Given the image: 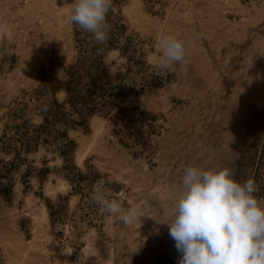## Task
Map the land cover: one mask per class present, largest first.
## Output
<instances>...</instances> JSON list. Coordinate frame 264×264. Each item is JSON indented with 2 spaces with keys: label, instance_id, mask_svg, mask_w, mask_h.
<instances>
[{
  "label": "rangeland",
  "instance_id": "374dc122",
  "mask_svg": "<svg viewBox=\"0 0 264 264\" xmlns=\"http://www.w3.org/2000/svg\"><path fill=\"white\" fill-rule=\"evenodd\" d=\"M73 2L0 0V264H179L163 221L186 167L264 202V0H112L103 43ZM163 34L186 67L158 68ZM101 181L144 217L104 212Z\"/></svg>",
  "mask_w": 264,
  "mask_h": 264
},
{
  "label": "clouds",
  "instance_id": "9594fccd",
  "mask_svg": "<svg viewBox=\"0 0 264 264\" xmlns=\"http://www.w3.org/2000/svg\"><path fill=\"white\" fill-rule=\"evenodd\" d=\"M111 6L112 0H74L69 19L103 43L108 38L106 15ZM5 30L0 26V31ZM177 65H187L185 42L163 34L158 41L157 66L174 71ZM183 171L170 219L163 221L180 253L179 264H264V202L254 195L255 182H238L228 167L189 166ZM92 198L125 225L144 217L142 204L124 209L118 200L109 199L102 181Z\"/></svg>",
  "mask_w": 264,
  "mask_h": 264
},
{
  "label": "trees",
  "instance_id": "16d2710c",
  "mask_svg": "<svg viewBox=\"0 0 264 264\" xmlns=\"http://www.w3.org/2000/svg\"><path fill=\"white\" fill-rule=\"evenodd\" d=\"M110 35H108V39L110 41H113L115 36L111 37ZM87 88H89V87H87ZM75 90L76 89L74 88V86L70 90H68V95L66 96V100H67V102H69V104H71L72 106H74L76 108V111L80 113V114H78L80 117L81 110L78 106H76V104L77 105L84 104L86 99L84 98V94L79 95L78 93L75 92Z\"/></svg>",
  "mask_w": 264,
  "mask_h": 264
}]
</instances>
